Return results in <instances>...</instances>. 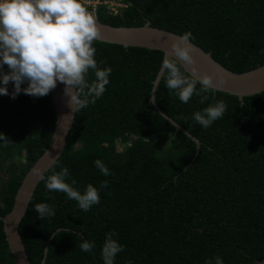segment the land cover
<instances>
[{
    "label": "trees",
    "instance_id": "obj_1",
    "mask_svg": "<svg viewBox=\"0 0 264 264\" xmlns=\"http://www.w3.org/2000/svg\"><path fill=\"white\" fill-rule=\"evenodd\" d=\"M125 1L128 8L117 16L99 8L98 20L115 27L150 21L180 35L190 32L192 42L237 73L264 65V0ZM94 43L99 66L112 68L110 82L95 103L76 111L55 167L67 166L69 181L81 191L87 183H109L100 203L84 211L40 181L19 227L31 263L41 264L48 249L45 264H103L105 234L115 229L124 245L115 264H205L216 254L225 264H258L264 259V91L243 100L217 91L203 103L198 95L184 103L163 76L156 100L201 141L198 148L151 103L164 53ZM214 99L227 103L226 112L203 128L192 114ZM55 122L50 92L0 95V132L8 139L0 141V264H16L2 218L49 146ZM97 158L111 175L95 166ZM45 201L55 206L54 216L39 217L34 205ZM84 239L95 240L92 253L79 247Z\"/></svg>",
    "mask_w": 264,
    "mask_h": 264
},
{
    "label": "clouds",
    "instance_id": "obj_2",
    "mask_svg": "<svg viewBox=\"0 0 264 264\" xmlns=\"http://www.w3.org/2000/svg\"><path fill=\"white\" fill-rule=\"evenodd\" d=\"M99 36L96 17L84 0H0V95H9L13 99L21 92L43 96L58 82H63L74 112L95 103L106 91L112 72L110 65L100 67L103 62L96 59L94 42ZM190 36L191 33L186 32L173 43V55L162 60L160 73L164 74L167 89L182 102L188 103L198 95L203 103L209 93L215 97L224 81L223 77L214 74H198L199 70L195 68L193 74H185L182 65L195 63L191 46L185 43ZM90 71L95 77L91 80ZM226 109L227 103L223 99H214L213 103L194 111L192 117L201 127L208 128L223 117ZM6 140L5 134L0 132V141ZM58 163V158L51 159V174L47 176L39 168L34 169L44 180L47 190L64 192L84 211L100 203V190L109 181H102L99 186L87 183L81 191L75 186V179L69 181L71 172L67 166L56 170ZM94 164L103 175H111V169L102 159H95ZM34 207L41 218L56 214L55 206L47 201L36 203ZM115 235V229L105 234L101 248L103 264H115L117 254L124 249ZM95 245V240L88 239L79 243L81 250L89 253ZM128 264L133 261L129 260ZM205 264H225V261L216 254L206 258Z\"/></svg>",
    "mask_w": 264,
    "mask_h": 264
},
{
    "label": "water",
    "instance_id": "obj_3",
    "mask_svg": "<svg viewBox=\"0 0 264 264\" xmlns=\"http://www.w3.org/2000/svg\"><path fill=\"white\" fill-rule=\"evenodd\" d=\"M96 20L100 29V36L97 39L98 41L123 45L124 47H140L150 50H159L164 53V58L172 57V45L181 36L180 34L169 30L154 27L151 25L150 21L142 26L115 27L101 22L97 17ZM185 43L191 46V54L195 61L192 65H182L185 72L189 75L193 74V69L195 68L199 70L198 74L206 72L218 77H223L224 82L219 85L218 91L238 96L240 100H243L245 97L260 94L264 91V65L247 72L237 73L219 63L214 59L210 52L205 51L202 47L192 42L190 37ZM163 76L164 74L159 71L158 76L154 81L151 103L162 116L168 119L176 127L177 131H182L191 137L197 143L198 148H200L201 141L170 117L159 106L156 96ZM64 88V83L58 82L57 86L50 91L56 109L55 129L51 142L43 155L25 175L15 196L12 210L2 218L6 240L16 264H32L19 227L27 213L38 184L41 181L39 174L35 173L34 169L39 168L44 175L51 169L49 167L51 159L53 157L59 159L63 154L75 122L76 111L74 112L71 106L70 97L65 94ZM47 253L48 249L45 251V257L41 264L46 263ZM258 264H264V259Z\"/></svg>",
    "mask_w": 264,
    "mask_h": 264
},
{
    "label": "built area",
    "instance_id": "obj_4",
    "mask_svg": "<svg viewBox=\"0 0 264 264\" xmlns=\"http://www.w3.org/2000/svg\"><path fill=\"white\" fill-rule=\"evenodd\" d=\"M85 5L97 17L99 8L104 7L108 13L117 16L128 8L125 0H84Z\"/></svg>",
    "mask_w": 264,
    "mask_h": 264
}]
</instances>
